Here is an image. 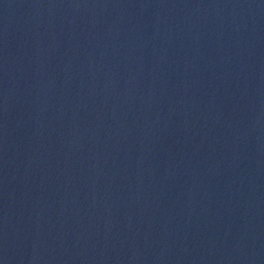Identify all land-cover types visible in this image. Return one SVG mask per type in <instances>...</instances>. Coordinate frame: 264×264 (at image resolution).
I'll return each mask as SVG.
<instances>
[{
  "label": "water",
  "instance_id": "95a60500",
  "mask_svg": "<svg viewBox=\"0 0 264 264\" xmlns=\"http://www.w3.org/2000/svg\"><path fill=\"white\" fill-rule=\"evenodd\" d=\"M0 264H264V0H0Z\"/></svg>",
  "mask_w": 264,
  "mask_h": 264
}]
</instances>
